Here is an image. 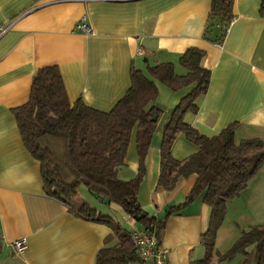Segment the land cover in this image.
Wrapping results in <instances>:
<instances>
[{"label": "crops", "instance_id": "1", "mask_svg": "<svg viewBox=\"0 0 264 264\" xmlns=\"http://www.w3.org/2000/svg\"><path fill=\"white\" fill-rule=\"evenodd\" d=\"M210 2L0 0V30L6 29L0 36V264H96V253L111 233L104 223L76 216L46 195L39 162L23 145L13 110L27 101L32 76L40 68L59 69L71 103L81 98L88 106L109 110L129 88L132 67L149 75L148 65L170 62L182 74L180 55L195 47L204 51L202 66L210 70V81L197 100L198 110L185 113L184 121L208 137L235 124V141L264 140V17L259 15V0H234V18L221 44L203 38ZM82 19L90 34L77 30ZM138 46L142 55L136 54ZM155 85L163 116L148 148L137 199L144 212L163 221L159 244L167 250L169 264H192L204 256L200 238L210 209L196 196L169 210L185 201L197 180L194 173L179 179L170 191L157 184L162 128L185 90L172 91L159 81ZM194 151L182 135L171 148L179 160ZM137 163L134 130L118 177L132 178ZM81 197L105 213L120 211L127 229L142 228L83 189ZM254 224H264V164L227 203L216 233L217 250L227 251L240 231ZM20 238H26L27 247L15 254L11 243ZM244 262L254 264L241 253L217 264Z\"/></svg>", "mask_w": 264, "mask_h": 264}, {"label": "trees", "instance_id": "2", "mask_svg": "<svg viewBox=\"0 0 264 264\" xmlns=\"http://www.w3.org/2000/svg\"><path fill=\"white\" fill-rule=\"evenodd\" d=\"M233 2L211 0L203 30L205 40L222 43L234 18ZM259 15L264 17V0H259ZM203 57L201 49H186L179 58L185 69L182 74L176 73L170 62L148 65L149 75L132 67L129 88L109 110L88 106L81 98L71 103L59 69L46 66L33 74L27 101L13 110L23 145L39 162L44 193L62 202L74 215L102 222L111 229L96 253V264H134L140 258L130 229L82 198V189L102 204L117 207L152 232L159 243L163 221L144 212L137 199L138 186L146 173L148 148L163 116L156 102L155 81L172 91L185 90L162 128L157 184L170 191L179 179L194 173L197 180L185 201L169 210L180 208L196 196L210 209L208 227L200 238L204 256L192 264H217L238 253L253 259L254 264H264V224L241 230L224 253L215 245L227 203L240 195L264 164V140L253 137L235 141V124L208 137L184 121L185 113L198 110L197 100L208 88L210 70L202 66ZM134 130L137 171L132 178L122 180L118 171L125 164ZM178 135L195 147L194 153L180 160L171 154Z\"/></svg>", "mask_w": 264, "mask_h": 264}, {"label": "built area", "instance_id": "3", "mask_svg": "<svg viewBox=\"0 0 264 264\" xmlns=\"http://www.w3.org/2000/svg\"><path fill=\"white\" fill-rule=\"evenodd\" d=\"M76 28L85 34L91 33V29L84 22V19L76 25ZM5 30L6 29L0 30V36ZM136 54H143V48L141 46L137 47ZM130 238L141 260L151 259L153 264H169L167 260V250L158 243L157 238L152 232H149L143 227H132L130 228ZM11 247L13 253L21 254L27 247L26 238L15 240L11 243Z\"/></svg>", "mask_w": 264, "mask_h": 264}, {"label": "rangeland", "instance_id": "4", "mask_svg": "<svg viewBox=\"0 0 264 264\" xmlns=\"http://www.w3.org/2000/svg\"><path fill=\"white\" fill-rule=\"evenodd\" d=\"M154 137V136H153ZM148 153V152H147ZM147 156H148V154L146 155V158H147ZM124 170V169H123ZM112 208H114V207H112ZM115 208H117V207H115ZM116 210H118V209H116ZM119 212V214H117V213H114L113 214V218L114 219H116L117 221H119L120 222V224L122 225V227H125L126 229H127V226H126V224L124 223V222H122V220H121V217H120V211H118Z\"/></svg>", "mask_w": 264, "mask_h": 264}, {"label": "water", "instance_id": "5", "mask_svg": "<svg viewBox=\"0 0 264 264\" xmlns=\"http://www.w3.org/2000/svg\"><path fill=\"white\" fill-rule=\"evenodd\" d=\"M153 119H155V117H153ZM138 218H136V220H137Z\"/></svg>", "mask_w": 264, "mask_h": 264}]
</instances>
